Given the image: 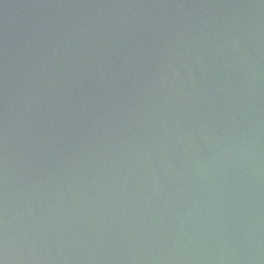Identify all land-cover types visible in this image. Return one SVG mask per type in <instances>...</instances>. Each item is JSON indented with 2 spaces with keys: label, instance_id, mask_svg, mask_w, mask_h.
Masks as SVG:
<instances>
[{
  "label": "water",
  "instance_id": "obj_1",
  "mask_svg": "<svg viewBox=\"0 0 264 264\" xmlns=\"http://www.w3.org/2000/svg\"><path fill=\"white\" fill-rule=\"evenodd\" d=\"M0 264H264V0H0Z\"/></svg>",
  "mask_w": 264,
  "mask_h": 264
}]
</instances>
